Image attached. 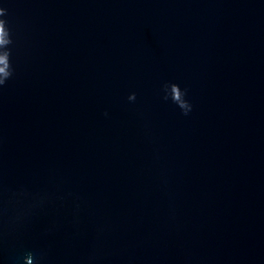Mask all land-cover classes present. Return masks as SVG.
Here are the masks:
<instances>
[{
	"label": "water",
	"instance_id": "water-1",
	"mask_svg": "<svg viewBox=\"0 0 264 264\" xmlns=\"http://www.w3.org/2000/svg\"><path fill=\"white\" fill-rule=\"evenodd\" d=\"M0 6V264H264V0Z\"/></svg>",
	"mask_w": 264,
	"mask_h": 264
},
{
	"label": "clouds",
	"instance_id": "clouds-1",
	"mask_svg": "<svg viewBox=\"0 0 264 264\" xmlns=\"http://www.w3.org/2000/svg\"><path fill=\"white\" fill-rule=\"evenodd\" d=\"M7 15V9L0 6V88L6 85L7 81L13 77L15 69L11 63L12 49L9 45L13 44V39L10 34L11 30L7 26V20L4 19ZM163 99L171 101L181 110L182 114L188 115L192 110V104L187 99L188 89L181 88L178 83L165 82L162 86ZM129 101L136 100V93L132 92L128 96ZM107 115V113H105ZM17 201L23 202L24 206L15 212L14 215L7 217L4 216L7 209L0 207V223H6L7 226L12 227L23 222V220L32 213L36 208H39L48 199L47 195H34L25 190H20L13 194ZM47 253L41 250L39 253L28 251L23 257V264H43L46 259Z\"/></svg>",
	"mask_w": 264,
	"mask_h": 264
}]
</instances>
